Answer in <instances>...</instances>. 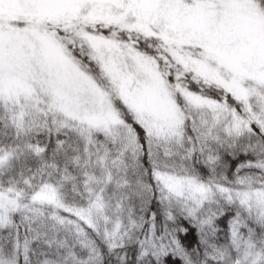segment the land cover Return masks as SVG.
I'll return each instance as SVG.
<instances>
[{"label": "snow or ice", "instance_id": "obj_1", "mask_svg": "<svg viewBox=\"0 0 264 264\" xmlns=\"http://www.w3.org/2000/svg\"><path fill=\"white\" fill-rule=\"evenodd\" d=\"M0 264H264V0H0Z\"/></svg>", "mask_w": 264, "mask_h": 264}]
</instances>
